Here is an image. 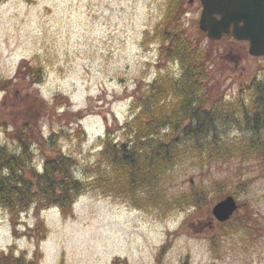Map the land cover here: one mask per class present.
<instances>
[{
	"label": "rangeland",
	"instance_id": "1",
	"mask_svg": "<svg viewBox=\"0 0 264 264\" xmlns=\"http://www.w3.org/2000/svg\"><path fill=\"white\" fill-rule=\"evenodd\" d=\"M170 6L171 0L1 2L0 80L12 83L0 88V145L17 151L13 131L28 120L26 134L35 148V168L41 170L43 152L33 140L42 145L55 134L56 146L74 159L73 175L88 180L100 160L107 130H113L114 140L122 138L120 126L131 114L134 90L146 88L159 70L180 72L178 63L159 59L160 40L151 37L160 22L173 21ZM180 9L188 38L214 52L213 77L224 102L249 96L245 85L252 77L264 81V57H251L246 43L208 40L197 26L199 0H184ZM24 61L42 73L39 84L23 74L28 71ZM27 98L46 105L45 113L27 109ZM225 108L240 120L236 108ZM23 109L38 120L32 123ZM76 125L81 128L78 136ZM220 125L222 134L242 138L238 134L244 131L232 120ZM203 160L202 165L191 160L173 165L160 204L137 207L129 195L122 199L89 190L79 195L66 218L55 207L37 214L33 209L22 212L15 219L16 238L8 213L0 209V254L12 247L15 257L23 255L30 264H154L160 247L167 244L162 264H264V231L255 226L231 233L211 216V208L233 196L229 192L234 190L235 214L248 209L264 228V178L247 161ZM102 166L107 168V162L103 160ZM190 186L204 190L202 210L167 204Z\"/></svg>",
	"mask_w": 264,
	"mask_h": 264
},
{
	"label": "trees",
	"instance_id": "2",
	"mask_svg": "<svg viewBox=\"0 0 264 264\" xmlns=\"http://www.w3.org/2000/svg\"><path fill=\"white\" fill-rule=\"evenodd\" d=\"M4 1L0 0V4ZM183 1L171 0L169 10L173 21L160 22L151 35L160 40L159 59L178 63L179 74L159 70V76L146 88L134 90L131 114L120 126L122 138L114 140L110 136L113 130H107L99 152L100 160L88 180L73 175L74 159L56 146L55 134L45 138L44 147L39 140H33L43 152L42 168L40 171L35 168L32 163L35 148L34 145L30 147L26 134L28 120L22 121L13 131L12 137L19 152L0 145V209L8 213L14 235H17L15 219L22 212L33 209L37 214L55 207L66 218L72 215L73 204L79 195L89 190L122 199L129 195L137 207L160 204L170 179L168 173L171 175L173 165L181 160L197 161L198 165H202L203 159L207 160L206 163L216 162L218 158L228 164L247 161V165H255L256 174L264 178V138L261 139L264 132V81L252 77L245 85L249 96L240 95L236 102H224V94L213 77V50L204 44H196L184 32L180 20ZM147 39L148 35L144 40ZM226 39L235 42L232 38ZM23 64L28 70L23 74H30L32 82L39 84L42 73L29 68L25 61ZM22 65L18 67L19 72ZM10 83L12 79L0 80V88L6 89ZM32 100L27 98V109L33 107L38 113H45L47 106ZM226 105L236 108L241 121L224 109ZM27 111L22 110L24 117L35 123L37 115ZM231 120L237 128L248 130L250 137L247 139L248 136L243 134L239 139L222 134L220 124ZM79 129L80 126L76 125V134ZM103 160L107 162V168H102ZM194 188L190 186L186 193L168 199L167 204L175 208L187 205L196 211L202 210L206 201L204 190ZM229 193L237 194L234 190ZM258 222L253 212L246 209L242 215L234 214L227 222L219 223V227L227 226L231 233L256 227L259 232L264 231ZM210 240L213 241L214 236ZM167 248V244L160 247L154 264H162L161 256ZM13 254L12 247L7 254L1 253L0 264L32 263L25 261L23 255L15 257Z\"/></svg>",
	"mask_w": 264,
	"mask_h": 264
},
{
	"label": "water",
	"instance_id": "3",
	"mask_svg": "<svg viewBox=\"0 0 264 264\" xmlns=\"http://www.w3.org/2000/svg\"><path fill=\"white\" fill-rule=\"evenodd\" d=\"M198 29L210 40L231 35L248 42V54L264 56V0H201ZM237 209L232 196L217 202L211 210L219 222L227 221Z\"/></svg>",
	"mask_w": 264,
	"mask_h": 264
},
{
	"label": "flooded vegetation",
	"instance_id": "4",
	"mask_svg": "<svg viewBox=\"0 0 264 264\" xmlns=\"http://www.w3.org/2000/svg\"><path fill=\"white\" fill-rule=\"evenodd\" d=\"M199 5H200V0H199ZM234 69H237V65H236V64H234ZM241 130L244 131V132H242V134H241V132H240V133L238 134L239 136H241V135H243V134L251 135L250 132H249L248 130H244L243 128H241Z\"/></svg>",
	"mask_w": 264,
	"mask_h": 264
}]
</instances>
